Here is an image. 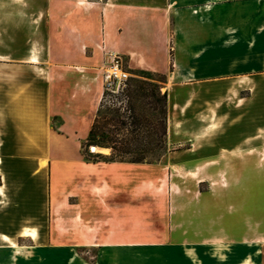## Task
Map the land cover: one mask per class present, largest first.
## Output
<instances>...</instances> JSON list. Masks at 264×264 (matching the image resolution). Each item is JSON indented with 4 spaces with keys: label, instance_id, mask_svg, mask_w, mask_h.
<instances>
[{
    "label": "crops",
    "instance_id": "crops-1",
    "mask_svg": "<svg viewBox=\"0 0 264 264\" xmlns=\"http://www.w3.org/2000/svg\"><path fill=\"white\" fill-rule=\"evenodd\" d=\"M112 57L167 76L158 163L84 154ZM263 184L264 0H0V264H246Z\"/></svg>",
    "mask_w": 264,
    "mask_h": 264
},
{
    "label": "trees",
    "instance_id": "trees-1",
    "mask_svg": "<svg viewBox=\"0 0 264 264\" xmlns=\"http://www.w3.org/2000/svg\"><path fill=\"white\" fill-rule=\"evenodd\" d=\"M155 75L160 79L153 78ZM166 82V75L144 72L131 77L119 94L106 90L83 148L89 152L93 146L107 148L112 154L107 157L92 152L96 157L92 159L84 151L87 159L106 163L160 162L161 159L150 157L168 148V93L163 90ZM109 97L126 106L108 105Z\"/></svg>",
    "mask_w": 264,
    "mask_h": 264
},
{
    "label": "rangeland",
    "instance_id": "rangeland-1",
    "mask_svg": "<svg viewBox=\"0 0 264 264\" xmlns=\"http://www.w3.org/2000/svg\"><path fill=\"white\" fill-rule=\"evenodd\" d=\"M123 68L125 71L130 72L132 75H137V76H141V75H143L144 72H146V71L131 72L126 67V64H123ZM153 78L160 79V77L157 75L153 76ZM113 103H115V105L117 107H121V106L125 107L126 106V105H122L117 100H113L112 98L109 97L107 99V104L111 106V105H113ZM84 142H86V141H84ZM167 150H168V148H167ZM167 150L166 149H160L159 151L155 152L150 158L153 160L154 159H161L162 160L164 157V154L166 153ZM83 151L86 152L88 157H90L92 159L96 158L95 155L91 154L92 153L91 148H90V152H89L88 148H83ZM111 154H112V150L110 151V154L105 155V156L110 157ZM262 193H263L262 200L257 201L255 206L252 203L251 207H249V209L247 210V212L249 214H252L255 216V217H253L254 218L253 220H256V221H259L262 218V216H264V184L262 186ZM248 228H252L251 224L248 225ZM262 228L264 229V225L262 226ZM257 249L258 248L254 247V246H250L248 244L246 245L245 255L247 258H249V260L247 261L246 264H261V260L264 261V248L261 249V253L255 254ZM230 254H231V251H230ZM180 255L181 254H179V250L172 249V248L161 249V250H150L149 263L150 264H164V259L169 257V258H171V262L165 261V264H176V263H179L181 261ZM202 256H205V255L202 254ZM225 264H229V262H226Z\"/></svg>",
    "mask_w": 264,
    "mask_h": 264
},
{
    "label": "built area",
    "instance_id": "built-area-1",
    "mask_svg": "<svg viewBox=\"0 0 264 264\" xmlns=\"http://www.w3.org/2000/svg\"><path fill=\"white\" fill-rule=\"evenodd\" d=\"M133 76L130 72L124 70L121 60L112 57L104 73L105 91L108 90L113 94H119L122 87Z\"/></svg>",
    "mask_w": 264,
    "mask_h": 264
},
{
    "label": "bare ground",
    "instance_id": "bare-ground-1",
    "mask_svg": "<svg viewBox=\"0 0 264 264\" xmlns=\"http://www.w3.org/2000/svg\"><path fill=\"white\" fill-rule=\"evenodd\" d=\"M94 152H98V153H106L107 150H106V149H103V148H100V149H96V148H95Z\"/></svg>",
    "mask_w": 264,
    "mask_h": 264
},
{
    "label": "water",
    "instance_id": "water-1",
    "mask_svg": "<svg viewBox=\"0 0 264 264\" xmlns=\"http://www.w3.org/2000/svg\"><path fill=\"white\" fill-rule=\"evenodd\" d=\"M95 148H96V149H99V147H95V146H93V147H91L92 152H94Z\"/></svg>",
    "mask_w": 264,
    "mask_h": 264
}]
</instances>
